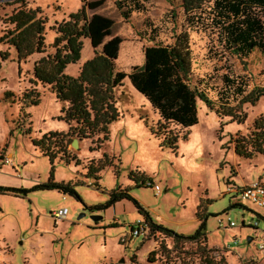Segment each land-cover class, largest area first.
Wrapping results in <instances>:
<instances>
[{
  "label": "rangeland",
  "instance_id": "rangeland-1",
  "mask_svg": "<svg viewBox=\"0 0 264 264\" xmlns=\"http://www.w3.org/2000/svg\"><path fill=\"white\" fill-rule=\"evenodd\" d=\"M81 1L0 0L2 19L20 8H39L41 17L46 19L44 54L33 55L18 64L13 49L0 45V53L10 54L5 61L0 58V187L29 189L48 180L51 165L33 147L32 140L49 132L67 131V124L57 120L66 104L56 100L49 85L30 82L32 68L42 57L55 52L52 47L55 34L50 27L76 13ZM83 1H102L100 8L87 12L88 16L95 13L114 23L109 38L119 37L122 41L115 61L116 71L129 74L133 67L143 65L146 47L172 44L174 36L184 31L192 51L191 85L206 91L217 106L225 89L223 76L234 80L245 78V93L253 87H264V55H250L241 62L222 52L216 34L210 29L197 28L187 21L203 11L201 15L206 22L210 4L186 15L177 1L147 0L142 12H134L124 20L115 0ZM4 27L0 23V35ZM100 51L101 48L94 51L90 42L83 40L80 61L69 65L65 73L77 76L82 64ZM31 89L39 96L36 107L22 104V94ZM6 91L13 94L8 101L3 100ZM233 97H230L231 106L237 104ZM114 99L119 119L109 126V140L101 149L90 152L91 141L82 140L77 150L70 145L66 149L67 157H76L81 166L60 162L62 153L57 154L54 163L56 182L78 179L86 183L76 187L83 205L74 198H63L56 191H36L25 198L0 195V264H132L129 259L134 264H161L167 259L176 264H264V221L256 215L264 216L263 211L227 192L231 187L242 188L255 182L264 185V158H238L230 143L232 137L245 135L254 119L264 115V98L255 105L241 106L238 113L245 115V120L240 125L229 118L219 119L198 103L196 125L190 129L168 126V130L179 136L176 154L160 148L161 138L151 134L149 128L156 126L159 117L133 89L128 78L114 90ZM52 148L58 151V147L52 145ZM104 154L111 159L112 166L99 173L101 189L96 190L89 185L92 180L87 181L81 175L86 173L84 167L90 160L101 159ZM136 172L151 179V184L159 187V194L147 186L133 188L128 176ZM121 185L131 188L130 195L156 224L184 236H191L197 230L196 212L201 205L207 215L206 242L175 244L156 234L121 244L120 238L128 235L131 226L142 218L132 203L122 201L114 209L103 212L84 210V206L106 202L110 191ZM60 208L68 210L67 218L55 222L50 213ZM92 216L101 219L95 222ZM113 216L119 226L104 231L93 229L97 223L100 226L110 223ZM229 222L234 226L229 227ZM255 222L257 229L249 227L248 223ZM219 223L223 226L219 227ZM247 238H251L250 243ZM152 252L155 254L150 255ZM148 258L154 262L149 263Z\"/></svg>",
  "mask_w": 264,
  "mask_h": 264
},
{
  "label": "trees",
  "instance_id": "trees-1",
  "mask_svg": "<svg viewBox=\"0 0 264 264\" xmlns=\"http://www.w3.org/2000/svg\"><path fill=\"white\" fill-rule=\"evenodd\" d=\"M146 1L115 0V7L120 16L128 20L132 13L144 10ZM174 1L179 2V7L186 15L201 11L205 4H210L206 22L201 15L203 11L199 13V16H190L187 21L197 28L210 29V32L216 34L222 52L228 56L243 62L250 55H264V0ZM81 3V8L76 13L69 14L67 20L55 22L50 27V31L55 34L52 44L55 52L53 55L42 57L32 68L33 78L30 82L33 85L37 83L49 85L56 100L66 104L57 120L67 124V131L65 133L49 132L42 135L40 139L32 140L33 147L49 160L51 168L48 180L29 189L0 187V195L10 194L25 198L36 191H56L63 196L74 198L83 205L76 187L85 186L86 183L78 179L69 182L54 180V163L57 154L62 153L58 159L60 162L68 165L73 163L77 167L81 166L80 160L76 157L68 158L66 155V149L73 138H77L79 142L90 140V152L101 149L102 145L109 140V126L119 119L114 90L122 86L126 78L159 117L156 126L149 128L151 134L161 138L160 148H165L174 154L178 150L179 136L177 132L168 130V126L190 129L196 125L198 103H202L208 110L214 112L219 119L229 118L230 122L240 125L245 120V115L238 113L241 106L255 105L264 98V87H253L251 91L245 93L247 81L241 77L234 80L223 76L225 89L221 92L218 106L209 99L206 91L191 85L192 51L189 36L184 31L174 36L172 44L146 47L143 65L133 67L129 74L116 71L115 61L122 41L119 37L109 38L114 25L113 21L95 13L88 16L87 12L100 8L102 1L82 0ZM0 23L5 26L1 31L0 45L13 49L18 64L25 62L33 55H42L46 52V19L41 17L39 8H20L9 16L0 18ZM85 39L90 42L94 51L98 48H101V51L95 52L93 58L82 64L77 76L67 75L66 68L80 61ZM9 57V52L0 53L2 61ZM232 95L235 98L233 101L237 102L234 106L229 105ZM12 97L13 94L10 91L3 93L4 101ZM21 100L26 107H36L40 103L38 93L34 89L25 91ZM220 126L222 128L223 124ZM182 138L186 140V136ZM230 143L238 158L246 160H252L258 156L264 158V115L254 119L245 135L232 137ZM52 145L58 147V151L55 152ZM110 166H112L111 159L104 154L101 159L90 160L85 167L82 166L86 173L81 176L87 181L92 180L90 187L100 190L101 175L99 173ZM231 174L233 176L235 172L232 170ZM128 179L133 183V188H142L146 186V183H151V179L138 172L130 173ZM229 184L230 182L227 181L226 185ZM130 191V187L116 186L108 194L106 202L89 207L84 206V210L103 212L118 202L127 201L132 203L142 218L149 223L150 232L147 238L161 234L175 244L206 242L207 215L201 205L197 207L196 212L199 221L197 230L191 236H184L156 224L151 215L130 195ZM256 215L264 221V216ZM244 225L242 222L243 227ZM249 227L257 229L250 225ZM154 254L150 253V255ZM149 259V263L154 262ZM164 261H161V264H164ZM131 263L134 264V261L131 260Z\"/></svg>",
  "mask_w": 264,
  "mask_h": 264
},
{
  "label": "built area",
  "instance_id": "built-area-1",
  "mask_svg": "<svg viewBox=\"0 0 264 264\" xmlns=\"http://www.w3.org/2000/svg\"><path fill=\"white\" fill-rule=\"evenodd\" d=\"M147 187H150L154 190L156 194H159L160 189L156 185H152L148 182L146 184ZM229 193H234L237 198L242 202H250L254 204L259 210L264 213V185L255 182L248 185H245L242 188H229L227 190ZM68 215V210L66 208H60L50 213V217L55 221H64L66 220ZM244 223V221H242ZM229 227H233L234 224L232 222L228 223ZM248 225L253 226L255 228L258 227V223H248ZM223 226L222 223H219V227ZM150 232V225L143 218L137 220L130 228V232L126 236H122L120 238L121 244H127L130 239L142 238L147 239ZM164 264H175L169 260H165ZM181 264V262H178Z\"/></svg>",
  "mask_w": 264,
  "mask_h": 264
},
{
  "label": "crops",
  "instance_id": "crops-1",
  "mask_svg": "<svg viewBox=\"0 0 264 264\" xmlns=\"http://www.w3.org/2000/svg\"><path fill=\"white\" fill-rule=\"evenodd\" d=\"M36 55H38V54H36ZM80 143V142H79ZM78 143V144H79ZM103 172V171H102ZM61 182H64L63 180L61 181ZM100 182V181H99ZM121 187H122V185H121ZM62 197L63 198H68V196H63L62 195ZM122 202V201H121ZM121 202H118V203H116L113 207H111V208H109V209H114L116 206H119V204H121ZM89 207V206H88ZM108 209V210H109ZM107 211V210H106ZM93 213V212H92ZM110 219H112L111 220V222L110 223H108V224H104L103 226H100V224L99 223H97V224H95L94 225V227H93V229H95V230H97V229H99V230H103L104 231V229L105 228H109V227H117V226H119V223H118V221L116 220V218L113 216V217H110ZM153 219V218H152ZM105 235V234H104ZM104 240H106V239H103V241ZM143 240H145V239H143ZM97 246H100V244L99 245H97ZM93 248H94V251L97 253V249H95L96 247H95V244H93V246H92ZM7 248L8 247H6V249H3V251H5V250H7ZM0 249H2V247H0ZM129 261H130V263H131V260L129 259ZM128 262V261H127ZM121 263H125V260L123 261V260H121Z\"/></svg>",
  "mask_w": 264,
  "mask_h": 264
},
{
  "label": "water",
  "instance_id": "water-1",
  "mask_svg": "<svg viewBox=\"0 0 264 264\" xmlns=\"http://www.w3.org/2000/svg\"><path fill=\"white\" fill-rule=\"evenodd\" d=\"M78 143H79V141L77 139H74V140H72L70 146L77 150L78 149ZM91 219L96 222L101 218L96 217V216H92ZM250 241H251V238H247V242L250 243Z\"/></svg>",
  "mask_w": 264,
  "mask_h": 264
}]
</instances>
